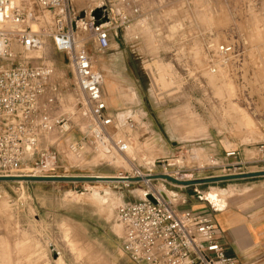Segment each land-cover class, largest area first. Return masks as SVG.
Here are the masks:
<instances>
[{"label":"rangeland","instance_id":"1","mask_svg":"<svg viewBox=\"0 0 264 264\" xmlns=\"http://www.w3.org/2000/svg\"><path fill=\"white\" fill-rule=\"evenodd\" d=\"M69 1L78 45L88 48L94 70L103 75V89L106 70L117 76L124 100V109L117 112H132L125 120L131 117L138 126L132 129L117 119L109 131L132 143L125 154L98 142L82 158L74 157L67 143L88 134L91 118L69 54L58 52L50 39L42 48L35 46L25 53L14 46V66L25 62L53 67L49 91L42 100L51 106L53 116L66 114L72 119L71 132L57 142L58 167L52 175L133 180L130 184H26L22 179L0 183V190L7 191L0 196V264H110L101 252L103 231L113 229L122 236L116 209L143 199L147 185L168 194L178 210L187 199L215 210L199 192L230 191L227 206L253 196L264 181L260 176L184 186L157 177L194 181L264 171V162L236 167L239 158L226 157L228 151L238 150L239 160L258 159L256 144L264 142V0H140L141 16L130 28L113 30L105 51L95 41L90 14L104 7L114 18L122 7L120 0ZM14 2L27 4L33 16L40 12L31 0ZM218 44L233 47L227 65L213 58L212 45ZM54 86L58 94H53ZM57 140L56 135L49 137L44 147ZM195 150L200 152L197 158L191 156ZM109 151L117 155V161L111 160ZM30 158L32 166L35 160ZM24 168L25 163L12 174L31 173ZM154 175L149 184L142 179Z\"/></svg>","mask_w":264,"mask_h":264},{"label":"built area","instance_id":"2","mask_svg":"<svg viewBox=\"0 0 264 264\" xmlns=\"http://www.w3.org/2000/svg\"><path fill=\"white\" fill-rule=\"evenodd\" d=\"M40 12L33 16L29 6L14 0H0V177L12 174L20 166L31 173L30 177H59L52 173L58 167V141L73 128L72 119L66 114L53 116L51 106L43 97L48 93L54 69L50 65H30L22 62L13 65L20 46L21 53L42 48L50 39L58 52L68 53L71 67L87 111L91 129L80 139L67 143L68 152L82 158L90 147L98 142L106 144L121 154L127 153L132 143L111 135L117 117L110 115L103 98V75L93 69L92 57L86 45L79 46L73 23L76 20L69 0H31ZM140 0H120L121 9L114 18L108 13L107 24L93 26L92 31L100 50L110 48L111 32L118 27L130 28L136 17L141 16ZM137 18V19H138ZM92 19V18H91ZM117 33V32H116ZM118 36V35H117ZM138 39L139 36L134 37ZM213 58L227 65L233 47L227 44L212 45ZM34 48V49H33ZM212 72L216 68H211ZM58 94V88H52ZM132 129L138 123L130 118L124 121ZM111 129V130H110ZM58 137L51 147L47 139ZM258 159L239 160L240 151L226 153L230 159H238L236 167L264 162V142L256 144ZM29 160V161H30ZM156 176L149 177V182ZM160 177V176H157ZM127 183H131L128 181ZM145 197L123 203L116 209V222L122 229V249L135 264H239L229 256L217 238V227L211 213L196 210H178L160 192L147 185ZM215 208V211H218Z\"/></svg>","mask_w":264,"mask_h":264},{"label":"crops","instance_id":"3","mask_svg":"<svg viewBox=\"0 0 264 264\" xmlns=\"http://www.w3.org/2000/svg\"><path fill=\"white\" fill-rule=\"evenodd\" d=\"M105 72L106 86L103 89V98L107 103L108 113L115 115L119 109H124V100L120 95L122 86L113 72L108 70ZM129 91L137 99L135 90L129 88ZM130 113H118L115 116L118 121L123 122ZM143 114H145L144 111ZM263 169L264 165L261 166V170ZM2 182L5 181H0ZM35 182L37 181H25L26 184ZM29 189L27 186V191ZM5 192L7 193L5 190H0V196L5 197ZM172 192L177 194V191ZM187 200L188 203L181 207V210H203L211 213L217 227V238L229 256L236 258L239 264H264V181L250 198L230 201L223 210L219 209L215 212L204 202L194 203L190 199ZM100 228L105 230V227L100 226ZM103 232L105 238L100 250L105 258H109L110 264H135L124 253L121 236L113 229ZM2 239L5 242L7 237L3 235Z\"/></svg>","mask_w":264,"mask_h":264},{"label":"water","instance_id":"4","mask_svg":"<svg viewBox=\"0 0 264 264\" xmlns=\"http://www.w3.org/2000/svg\"><path fill=\"white\" fill-rule=\"evenodd\" d=\"M85 14H82V17H84ZM92 18V25L93 26H99L103 24H107L109 22V17L107 14V11L104 7L96 8L93 10L90 14ZM73 30L75 29V23H73ZM264 176V171H258V172H251V173H243V174H237V175H228V176H222V177H215V178H209V179H202V180H194V181H180L173 179L170 176L167 175H161L160 177L163 179H169L177 184H181L184 186H192V185H198V184H205V183H214V182H223V181H230V180H238V179H245V178H254V177H260ZM25 181H89V182H111L115 179H112L111 177H30L26 176L23 178H19ZM18 180V177H0V181H14ZM126 180L130 181L133 179L127 178ZM145 198L149 201L156 202L155 198L151 194H146Z\"/></svg>","mask_w":264,"mask_h":264},{"label":"bare ground","instance_id":"5","mask_svg":"<svg viewBox=\"0 0 264 264\" xmlns=\"http://www.w3.org/2000/svg\"><path fill=\"white\" fill-rule=\"evenodd\" d=\"M93 69H94V67H93ZM153 73V72H152ZM150 75V74H149ZM210 77V76H209ZM216 80V79H215ZM214 81V80H213ZM125 121V120H124ZM121 129V128H120ZM123 135V134H122ZM199 150V149H198ZM198 150H195L194 152H193V154L191 155L192 157H195V158H197L198 156H199V153L200 152H198ZM193 151V150H192ZM107 154H108V156L111 158V160L112 161H117L116 159H117V155L115 156H111L110 155V151L109 152H106ZM112 153V152H111ZM191 154V153H190ZM27 167H29V165H27L26 167H25V169H27ZM172 176V175H171ZM15 177H18V180L19 181H22L21 179H19V178H23V177H25V176H22V175H17V176H15ZM101 178V177H100ZM102 178H104V177H102ZM112 179H115V180H113V181H111V182H113V183H116V182H120V183H123V182H128V180H126L127 178L126 177H111ZM209 178V177H208ZM142 179H144L145 181H147V183H148V181H149V179H148V177H146V176H143L142 177ZM110 182V181H109ZM230 192V191H229ZM229 192L227 191V190H224V189H218V190H212V191H210V192H206L205 194H203V193H201V192H199V194L202 196V198L203 199H206V200H208L210 203H212L216 208H218V209H224L226 206H225V204H226V199H227V197L231 194H229ZM160 193H161V195L164 197V198H166V199H169V197H167V195H165V192L163 191V190H161L160 191ZM146 195V193H144V196Z\"/></svg>","mask_w":264,"mask_h":264}]
</instances>
